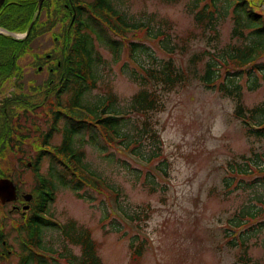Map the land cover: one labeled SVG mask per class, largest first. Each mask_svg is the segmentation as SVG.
Returning a JSON list of instances; mask_svg holds the SVG:
<instances>
[{"label":"trees","instance_id":"1","mask_svg":"<svg viewBox=\"0 0 264 264\" xmlns=\"http://www.w3.org/2000/svg\"><path fill=\"white\" fill-rule=\"evenodd\" d=\"M74 1L75 4L82 1V4L75 5L76 18L68 32L66 25L61 36L59 77L56 87L52 89L54 93L49 96L48 91L39 102L45 103L52 98L53 105L48 108V127L34 141L38 146L31 168L38 173L41 160L47 157L49 174L38 175L34 198L27 212L18 264H105L96 252V243L88 229L77 227L72 220L60 224L48 211L49 205L55 199L58 186L70 189L77 198L84 196L83 190L84 193L100 194L109 191L115 199L119 196V190L87 163L84 147L87 143H91L99 152L111 149L109 161H113L115 154H121V166L129 171L134 170L132 161L140 162L147 168L145 183L155 188L158 178L166 174L164 166L167 163L162 152V140L152 118V113L164 108L162 91L167 92L183 85L191 77L207 88L217 86L222 93L235 100L234 116L244 126L246 134L257 139L264 138V103L246 107L239 82L241 75H246V88L253 90L259 86L260 79L264 81V61H259L264 55V10L260 7L264 0L187 2V11L201 28L200 32L207 34L209 46L217 40V27L229 12L233 21L231 37L240 42H229L215 52L207 48L196 51L186 67L179 66L174 59L185 41L180 39L183 43L179 42L170 32L172 28L167 19H159L151 14L145 22H137L118 9L115 0ZM162 1L174 3L178 0ZM36 3L37 0H9L1 12V15L6 13L7 18L5 23L0 21V24L10 31L24 30L35 11ZM63 20H69L66 8ZM34 27L35 23L25 40L0 35L1 83L12 74L18 75L17 59L29 50L23 44L31 37ZM100 46L109 51L113 62L122 60L123 72L138 85V90L132 94L128 104L120 106L112 94L95 100L86 95L95 89L98 78H101L98 65L102 64L103 68L107 62L99 50ZM158 51L167 57L158 56ZM205 55L208 58L200 70L197 63ZM221 69L224 75L219 81ZM7 103L4 102L0 107V112H8L4 109ZM16 103L22 106L24 118V112L37 108V103L29 98H17L10 104ZM14 116L15 113L3 117L0 128L2 149L5 144L10 143L12 146L14 140L18 141L17 146L21 144L22 116ZM54 134L60 135L58 144L50 142ZM254 156L229 163L230 167L226 170L230 176L223 179L226 188L232 184L236 190L250 191L259 181L264 183V154L255 153ZM139 172L134 171L137 178ZM254 173L262 175L256 174L261 177L247 179ZM119 202L117 199L122 220L137 228L129 235L132 260H137L148 247L147 237L140 234L143 228L139 225L140 221L146 220L148 211L141 208L129 213ZM225 225L223 232L227 245L239 250V264H259L248 259V249L250 239L264 228L263 195L251 194L250 202L235 211ZM47 231H56L60 235L61 241L57 248L46 240ZM71 247H77L79 252H74Z\"/></svg>","mask_w":264,"mask_h":264},{"label":"rangeland","instance_id":"2","mask_svg":"<svg viewBox=\"0 0 264 264\" xmlns=\"http://www.w3.org/2000/svg\"><path fill=\"white\" fill-rule=\"evenodd\" d=\"M189 1L115 0V6L137 22H145L151 14L159 19H167L172 28L170 32L179 42L180 39L185 41L174 59L179 66L186 67L196 51L207 48L215 52L229 42H238L231 37L233 21L229 12L217 27V40L209 46L207 34L200 32L201 28L187 11ZM64 6L63 0L43 2L32 35L23 44L31 50L25 51L17 59L22 78L12 74L2 83L0 81V102L5 97L9 100L6 105L9 116L13 113L17 117L23 115L21 105L10 104L15 94L21 93L25 100L29 98L33 103H39L46 89L56 85L59 71L47 75L46 66L53 64L54 67L60 58L61 36L70 21L69 11ZM260 7L264 10V1ZM65 8L69 20L64 22ZM5 18L6 13H2L0 21L5 23ZM99 50L107 62L103 68L102 64L98 65L101 78H98L95 89L86 95L95 100L112 94L120 106L128 104L138 85L123 72L122 60L115 63L109 51L101 46ZM33 52L37 56L32 55ZM157 53L160 57H167L161 51ZM207 58L208 55H205L197 63L200 70ZM259 61H264V55ZM222 75L223 70L219 81L223 79ZM49 79H53L50 85ZM259 81L258 87L249 90L246 88V75L239 78L242 101L246 107L264 103V81ZM52 94L53 91H50L48 95ZM161 98L164 108L152 113V118L162 140V152L167 163L164 166L166 174L158 178L155 188L145 183L147 168L140 162L132 161L134 170L130 172L121 166V154H115L113 161H109L111 149L99 152L91 143L84 145L89 166L119 190L117 199L120 206L129 213L147 209L146 220L139 223L143 228L140 234L145 235L148 241L143 255L132 260L129 235L137 228L118 217L117 199L109 191L100 194L84 193L83 190L84 196L77 198L70 189L58 186L48 211L60 224L72 220L77 227L87 228L96 243V252L105 264H239V250L227 245L223 232L225 223L243 204L250 202L251 194L264 197V183L256 182L257 185L250 191H242L234 189L232 184L226 188L223 179L230 176L226 170L230 167L229 163L244 161L245 157L254 158L255 153L264 154V138L257 139L246 134L244 126L234 116L235 100L222 93L217 86L207 88L191 77L183 85L162 91ZM52 101L49 98L38 109L30 108L24 112L26 117L22 116L21 119V144L17 146V140L12 142V146L9 143L8 157L1 161L2 167L9 168L10 178L16 181L22 192H33L38 182L33 169L25 166V162L33 159L38 146L34 141L49 125L48 108L53 105ZM2 121L0 116V128ZM50 142L58 144L60 135L54 134ZM40 165V173L49 174V158H43ZM135 170L140 171L138 178ZM256 174L247 179L261 177ZM46 233V240L57 248L60 235L56 231ZM10 242L18 251L12 234ZM249 244L248 259L264 264V228L254 234ZM71 248L79 252L77 247ZM9 261H1L0 264H13L16 254Z\"/></svg>","mask_w":264,"mask_h":264},{"label":"flooded vegetation","instance_id":"3","mask_svg":"<svg viewBox=\"0 0 264 264\" xmlns=\"http://www.w3.org/2000/svg\"><path fill=\"white\" fill-rule=\"evenodd\" d=\"M9 0H4L0 7V16L1 12L3 11V8L6 3H8ZM74 6V5H73ZM68 8H70L71 12V6L69 5ZM2 25V24H0ZM48 58V55H47ZM59 66V64L57 63ZM47 69V75L52 74L56 70V67H53V64H50L48 67L46 66ZM53 79H49L48 82L51 84ZM12 99V97H11ZM9 101L6 97L3 102H0V104H4V101L6 102ZM4 109H6V106H4ZM7 110V109H6ZM9 113L8 112H0V116L3 118L5 115L7 116ZM8 145H5L4 148H0V154L3 152V154L0 156V178H8L11 179V173L8 167H2L1 161L7 156L8 154L6 153L9 148ZM18 172V171H17ZM17 175V174H16ZM13 180V179H12ZM16 182V181H15ZM16 188H17V198L15 201H10V202H1L0 200V262L1 261H6L7 263H10L9 259L11 256L15 255V249L11 245L10 242V236L11 234L14 236L15 243L17 246H20V240H22V235H24V229L27 221V215L23 212L22 207L26 204L24 201L22 194L23 192L21 189H19L17 183ZM17 263V257L16 261L13 264Z\"/></svg>","mask_w":264,"mask_h":264},{"label":"water","instance_id":"4","mask_svg":"<svg viewBox=\"0 0 264 264\" xmlns=\"http://www.w3.org/2000/svg\"><path fill=\"white\" fill-rule=\"evenodd\" d=\"M44 0H37V4H36V9L33 13V16L32 18L30 19L26 29L23 31V32H14V31H9V30H6L2 27H0V33L2 34H5V35H8L14 39L16 38H24L27 36V34L30 32V29L35 21V18L36 16L38 15L40 9H41V6H42V3H43ZM4 2V0H0V7L2 5V3ZM74 20V15L72 16L71 18V21H70V25L72 24ZM69 25V26H70ZM40 69V67H39ZM17 197L16 195V187L15 185L13 184V182L9 179H6V178H0V199L2 202H6V201H13L15 200ZM23 198L25 201L29 202L31 199H32V194L31 193H24L23 194ZM29 207L28 204L24 205L23 206V209L24 210H27Z\"/></svg>","mask_w":264,"mask_h":264}]
</instances>
